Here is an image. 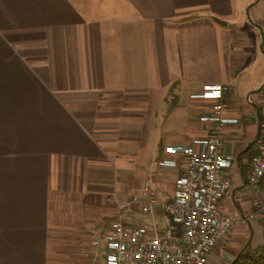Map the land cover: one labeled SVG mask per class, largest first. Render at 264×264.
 Wrapping results in <instances>:
<instances>
[{"label":"crops","instance_id":"0c3cea01","mask_svg":"<svg viewBox=\"0 0 264 264\" xmlns=\"http://www.w3.org/2000/svg\"><path fill=\"white\" fill-rule=\"evenodd\" d=\"M212 85L220 99L192 98ZM263 102L264 0H0V264H64L62 221L99 258L114 218L150 222L120 208L143 194L133 176L170 202L166 149L199 150L221 104L235 160L218 209L247 217ZM263 246L264 218L238 222L207 264Z\"/></svg>","mask_w":264,"mask_h":264},{"label":"built area","instance_id":"2783aa9c","mask_svg":"<svg viewBox=\"0 0 264 264\" xmlns=\"http://www.w3.org/2000/svg\"><path fill=\"white\" fill-rule=\"evenodd\" d=\"M221 92L219 85H212L192 98L220 99ZM223 110L224 105H217L213 116L201 118L215 128L196 142L199 150L185 146L166 149L167 154L181 157L180 163H165L177 171L170 202L155 197L146 182L141 196L134 195L120 205L128 212L139 205L151 221L114 218L109 229L93 241L103 264H207L236 223L264 218V102L258 147L245 181L251 198V212L245 218L226 216L218 209V202L231 187L228 172L235 160L226 152L227 141L220 132V127L232 122L222 118Z\"/></svg>","mask_w":264,"mask_h":264},{"label":"rangeland","instance_id":"374dc122","mask_svg":"<svg viewBox=\"0 0 264 264\" xmlns=\"http://www.w3.org/2000/svg\"><path fill=\"white\" fill-rule=\"evenodd\" d=\"M249 13L246 10V19H247V27L249 29V32H247L246 36L249 37L251 32L253 31L252 27L250 26V17ZM171 103H176L175 100H172ZM142 159L146 160V156H144ZM148 174L138 172L135 176H133L132 181H136L137 184L140 186H145L146 179L148 178ZM131 181V182H132ZM133 183V182H132ZM137 209V215H128L126 214V217L136 219L140 222H146L148 219L146 217H143L139 213V207H136ZM63 228H61V232L59 233L61 235V239L58 237V240H53L50 246V250L52 251V257L55 256V258L58 256V252H61V256L63 259L64 264H103L100 260V258L97 256V253L92 250L90 246V240L91 238H83L78 237L77 239L72 238L75 236V234L72 233V227L71 223L69 221H62ZM64 229V230H63ZM61 241V242H60ZM60 245V246H59ZM58 251V252H57ZM55 261V259H54Z\"/></svg>","mask_w":264,"mask_h":264},{"label":"trees","instance_id":"16d2710c","mask_svg":"<svg viewBox=\"0 0 264 264\" xmlns=\"http://www.w3.org/2000/svg\"><path fill=\"white\" fill-rule=\"evenodd\" d=\"M233 264H264V246L239 255Z\"/></svg>","mask_w":264,"mask_h":264},{"label":"water","instance_id":"95a60500","mask_svg":"<svg viewBox=\"0 0 264 264\" xmlns=\"http://www.w3.org/2000/svg\"><path fill=\"white\" fill-rule=\"evenodd\" d=\"M215 21L218 22V23H222V22H220L218 19H215Z\"/></svg>","mask_w":264,"mask_h":264}]
</instances>
